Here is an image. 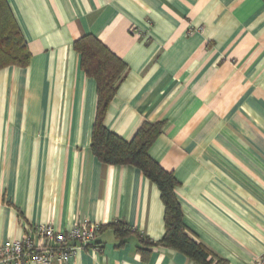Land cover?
I'll return each instance as SVG.
<instances>
[{
    "label": "crops",
    "instance_id": "1",
    "mask_svg": "<svg viewBox=\"0 0 264 264\" xmlns=\"http://www.w3.org/2000/svg\"><path fill=\"white\" fill-rule=\"evenodd\" d=\"M7 2L31 61L0 70V246L84 222L164 237L158 188L91 152L97 88L73 44L93 35L127 66L106 128L130 141L163 122L149 155L179 182L190 235L230 264L264 256V0ZM97 241L53 264H195L164 247L144 261L109 228Z\"/></svg>",
    "mask_w": 264,
    "mask_h": 264
},
{
    "label": "trees",
    "instance_id": "2",
    "mask_svg": "<svg viewBox=\"0 0 264 264\" xmlns=\"http://www.w3.org/2000/svg\"><path fill=\"white\" fill-rule=\"evenodd\" d=\"M73 48L80 56L83 73L93 79L97 88L96 117L92 129L91 152L104 165L133 166L138 169L159 192L164 206L165 234L160 242L139 235L127 223L118 221L105 227L113 231L118 246H123L131 237H137V252L147 261L152 250L158 247L175 250L195 264H230L196 241L184 224L183 213L176 197L179 182L173 173L164 170L150 155L149 150L162 134L164 123H143L130 141H125L104 125L110 103L124 80L127 66L98 38L84 35L77 39ZM31 53L7 0H0V70L8 67L26 68ZM103 245L96 241L89 248L100 252Z\"/></svg>",
    "mask_w": 264,
    "mask_h": 264
},
{
    "label": "built area",
    "instance_id": "3",
    "mask_svg": "<svg viewBox=\"0 0 264 264\" xmlns=\"http://www.w3.org/2000/svg\"><path fill=\"white\" fill-rule=\"evenodd\" d=\"M100 225L84 222L66 231L39 225L22 239L0 246V264L65 263L77 249H87L97 241ZM96 252L98 249L92 248ZM251 264H264V256Z\"/></svg>",
    "mask_w": 264,
    "mask_h": 264
}]
</instances>
